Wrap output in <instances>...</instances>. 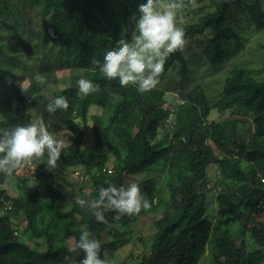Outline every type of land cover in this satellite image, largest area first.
<instances>
[{
  "label": "trees",
  "instance_id": "trees-1",
  "mask_svg": "<svg viewBox=\"0 0 264 264\" xmlns=\"http://www.w3.org/2000/svg\"><path fill=\"white\" fill-rule=\"evenodd\" d=\"M210 1L213 10L182 28L186 41L208 32L210 43L204 54L217 65L229 58L228 42H241L229 15L245 0ZM140 2L0 0V22L25 13L24 27L39 31L38 48L55 50L49 59L42 58L43 71L55 73L52 58L63 68L75 69L69 85L55 90L50 98L41 92L46 82L33 71L29 84H17L10 99L0 105V130L35 120L28 106L31 101L49 131L64 128L71 134L54 168L37 163L35 182L40 188L37 184V188L32 187L27 175L19 174L22 166L11 176L0 172L4 196L0 198V264H80L84 253L77 241L85 228L90 237L101 242L104 258L108 245L115 244L111 247L114 250L121 244L119 240H131L132 233L124 227L140 215H154L156 231L150 238V251L128 264H198L205 254L212 264H264V216L256 213L257 209L264 210V78L245 65H234L215 103L198 83L188 92L181 91L182 101L175 104L174 118L168 122L170 108L163 105L165 91L160 83L176 62L181 64L180 73L188 75L184 46L167 57L158 85L145 93L137 92L135 85L122 86L116 79L109 80L93 63L94 59L102 61L104 51L122 34L130 38L132 17ZM196 2L204 0H183L184 7ZM246 9L256 29H264V0H252ZM34 14L41 16V28ZM17 38V45L24 46L25 35ZM10 39H0V55L4 57L8 55L4 43ZM17 63L13 61L14 70L9 71L10 75L17 73L19 83L23 75ZM80 77L98 84L99 90L79 93L76 81ZM60 95L68 99L69 108L48 112L46 105ZM92 104L101 111L91 116V124L88 116ZM214 107L221 112L243 107L252 111L254 118L229 116L209 121ZM161 130L164 136L158 138ZM88 131H92L90 148L84 147ZM213 163L219 179L214 186L217 207L212 217L208 214L207 183L208 166ZM109 164L114 167L112 172L104 171ZM75 167L88 175L86 181L81 180L82 186L91 188L82 193L86 201L98 198V190L106 187V182L120 186L130 174L151 207L133 215L104 209L105 222L97 221L94 210L76 203L78 188L69 179ZM11 184L18 188L12 185L11 189ZM4 201H10L12 207L5 210ZM20 218L25 220V228L17 234L13 223ZM246 235L257 247L247 248Z\"/></svg>",
  "mask_w": 264,
  "mask_h": 264
},
{
  "label": "rangeland",
  "instance_id": "rangeland-1",
  "mask_svg": "<svg viewBox=\"0 0 264 264\" xmlns=\"http://www.w3.org/2000/svg\"><path fill=\"white\" fill-rule=\"evenodd\" d=\"M252 0H245V4L241 7L235 8L229 15V20L232 24L237 26V30L241 35L240 44L236 41L228 42L225 47L229 52V58L227 61L221 64L213 65L211 64L206 55L204 54L205 50L208 48L210 39L206 34L190 38L186 41L183 52L188 62L189 73L186 76H183L180 73V62L174 63L168 70L165 78L160 83L161 88L165 91V102L163 105L174 110L175 104L182 101L179 94L181 91L188 92L196 84L200 83L210 100L211 103H215L219 96L221 89L224 84V79L227 74L230 72L232 67L237 64L245 65L250 68L254 74H257V77L264 78V29L258 30L255 25L247 16L246 4L250 3ZM158 3H165L166 0H157ZM210 10H213V5L210 0H204V2H196L190 6L182 7L178 10L177 23L183 27L186 23L197 20L201 14H204ZM35 13L37 11H34ZM41 16L34 14L33 19L37 21L39 28H41ZM248 18V19H247ZM27 20L25 13H19L16 16L7 18L0 22V39L11 37V39L4 43L5 51L8 52L7 56L0 55V105L10 99L13 94L14 89L17 84L28 85L30 79L33 77V71H37L41 78L46 82L45 86L42 88L41 92L47 98H50L53 92L59 88H64L70 83V75H72L75 69L63 68L59 66L58 62H54L52 58L53 67L55 73L51 75L46 71L41 69L42 67V58L49 59L50 55H55V50L51 47L41 46L38 48V44L41 42L40 37L38 36L37 31H33L31 28L24 27L23 21ZM21 23L19 24V22ZM25 35L24 40L26 43L24 46L17 45L18 36ZM20 44V43H19ZM21 45V44H20ZM17 50H13V49ZM13 61H18L19 68L22 72L23 78L19 81L16 80L17 73L14 71L10 75L9 70H14ZM9 66V67H8ZM81 72V71H80ZM15 74V75H14ZM21 75V74H20ZM21 75V76H22ZM66 79V83L63 81ZM175 93V94H174ZM29 110L36 115L34 119L40 118L37 114L36 107L33 102L28 103ZM101 108L96 104H92L89 112V120L92 124L91 116L100 112ZM234 116L238 118H246L253 120L254 113L250 110L244 109L243 107H234L231 109H226L224 111H219L217 107L212 108L208 116L209 121H220L226 117ZM2 114L0 111V119ZM53 133H58L65 138V145L68 144L71 134L68 129H58ZM164 130H161L158 138L164 136ZM91 138V139H90ZM93 145L92 141V131H88L84 141V147L90 148ZM111 165V164H110ZM77 170L83 171L80 168ZM74 169V172L77 171ZM209 171V198H208V214L213 217L214 209L217 207L216 202V190L213 189L214 185L219 179V172L215 164H210L208 166ZM73 169L69 174V179L74 183L77 190V198L82 197L83 191L89 192L90 187L82 186V182L72 174ZM133 178V176H131ZM32 187L36 188V183L27 179ZM9 185V183L7 184ZM11 184L9 187L12 189ZM28 188V184L25 185ZM24 187V188H25ZM14 189H17L18 186H14ZM81 188V189H79ZM43 198L46 197V191H41ZM69 204H71V199H68ZM68 207H71L69 205ZM258 217L264 216V210L256 211ZM155 216H145L140 215L136 219H132L126 227L125 230L132 233L131 240L121 243L116 247V249L111 250V247H114L115 244H110L106 247V254L104 259L108 261V264H128L132 261L139 259L142 253H148L150 251V238L151 235L156 231V226L154 223ZM14 224L18 227V233L21 234L25 228V220L20 218V220H15ZM143 237L142 240L140 237ZM236 240L240 241V236H235ZM247 239V248L253 249L257 247V244L254 242L249 235H246ZM107 241H111L110 238H107ZM74 239L71 238V244H73ZM75 245V244H74ZM132 258V259H131ZM50 264V263H48ZM198 264H212L210 256L205 254Z\"/></svg>",
  "mask_w": 264,
  "mask_h": 264
},
{
  "label": "clouds",
  "instance_id": "clouds-1",
  "mask_svg": "<svg viewBox=\"0 0 264 264\" xmlns=\"http://www.w3.org/2000/svg\"><path fill=\"white\" fill-rule=\"evenodd\" d=\"M182 7L183 0H166L162 4L157 0H142L132 17L134 27L130 38L122 34L114 46L104 51L102 61L94 59L93 63L99 65L100 71L109 80L116 79L122 86L135 85L137 92L140 93L152 90L159 83V76L164 70L167 57L182 49L186 43L184 29L177 23L178 10ZM76 85L78 92L84 95L96 92L100 87L84 77L77 79ZM68 108L69 101L63 95L54 97L53 101L46 105L50 113L56 109ZM173 118L174 110L170 108L166 120L170 122ZM64 145L65 139L60 134L49 131L40 118L0 130V172L11 176L22 166L19 174L27 175L29 180L36 183L37 163H45L48 169L54 168ZM45 153L46 160L43 159ZM74 169L77 170L76 167L73 168L72 174L80 181H86L88 175L80 170L74 172ZM113 169L110 164L103 168L107 172H112ZM106 183V187L99 188L98 198L86 201L78 197L76 201L78 205L87 204L94 210L97 221L105 222L104 209H114L118 215H133L151 207L134 175L129 174L120 186L111 182ZM207 186L211 187L209 182ZM7 202L11 205L10 201ZM7 209L9 208L5 205V210ZM13 226L18 234V227L14 223ZM77 246L84 253L80 264H108L100 254L101 242L90 237L87 228L81 231Z\"/></svg>",
  "mask_w": 264,
  "mask_h": 264
},
{
  "label": "built area",
  "instance_id": "built-area-1",
  "mask_svg": "<svg viewBox=\"0 0 264 264\" xmlns=\"http://www.w3.org/2000/svg\"><path fill=\"white\" fill-rule=\"evenodd\" d=\"M29 162L32 163L31 160H29ZM0 198H1L2 200L4 199V196H2V193H1V192H0ZM4 202L6 203V207H7V208H10V207H11V205L9 204V202H7V201H4Z\"/></svg>",
  "mask_w": 264,
  "mask_h": 264
}]
</instances>
